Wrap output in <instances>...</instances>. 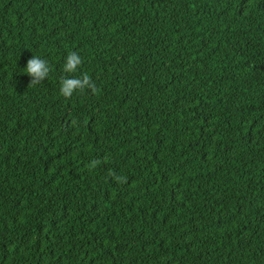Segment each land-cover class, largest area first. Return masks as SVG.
Instances as JSON below:
<instances>
[{
	"label": "trees",
	"instance_id": "1",
	"mask_svg": "<svg viewBox=\"0 0 264 264\" xmlns=\"http://www.w3.org/2000/svg\"><path fill=\"white\" fill-rule=\"evenodd\" d=\"M0 264H264V0H0Z\"/></svg>",
	"mask_w": 264,
	"mask_h": 264
},
{
	"label": "clouds",
	"instance_id": "2",
	"mask_svg": "<svg viewBox=\"0 0 264 264\" xmlns=\"http://www.w3.org/2000/svg\"><path fill=\"white\" fill-rule=\"evenodd\" d=\"M82 60L80 56L71 52L68 54L66 58V63L64 65V71L68 73L75 72L79 65H81ZM26 73L31 77V81L29 85H36L41 83L45 78L48 77L50 72V67L48 62L42 60L39 57L33 56L27 61L26 65ZM85 88L92 89L93 92L96 91V87L94 83L91 81L88 75H84L82 78H65L62 80L61 85V94L68 98L72 95L74 90L83 91ZM98 163L97 161L93 162V166ZM112 174L111 172L109 173ZM123 178L117 177V180H122Z\"/></svg>",
	"mask_w": 264,
	"mask_h": 264
}]
</instances>
